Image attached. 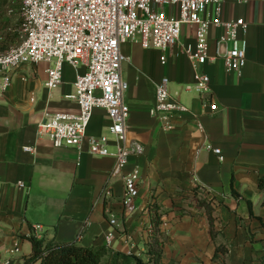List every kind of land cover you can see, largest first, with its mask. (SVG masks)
<instances>
[{
	"label": "crops",
	"instance_id": "1",
	"mask_svg": "<svg viewBox=\"0 0 264 264\" xmlns=\"http://www.w3.org/2000/svg\"><path fill=\"white\" fill-rule=\"evenodd\" d=\"M213 11L209 6L202 18ZM221 18L247 24L240 33L248 44L247 62L240 74L227 72L222 60L199 67L211 79L208 94L195 91L194 70L184 54L186 46L195 45L193 28L184 27L179 44L166 52L144 50L139 39L121 48L128 59L122 66L129 87L124 95L130 109L127 145L143 149L124 171H140L133 212L123 206V179L112 176L115 159L89 151L88 137L107 136L109 151L116 152L105 110L93 112L80 149L55 147L38 134L47 115L79 113L78 105L66 99L75 91L76 71L66 65L63 85L52 91L46 87L49 64L25 65L9 75L8 90L0 93V261L26 264L30 238L38 236L104 247L153 264L148 249L155 205L162 222L161 264H264V191L259 189L264 177V4L222 0ZM223 34V29L210 30L212 55ZM163 78L169 79L171 96L188 108V114L173 118L171 131L150 113ZM204 145L219 149L223 160ZM196 189L198 198L213 201L215 238L205 210L197 207ZM36 226L42 230L36 232ZM218 247L226 253L215 260ZM16 248L19 253L11 255Z\"/></svg>",
	"mask_w": 264,
	"mask_h": 264
},
{
	"label": "built area",
	"instance_id": "2",
	"mask_svg": "<svg viewBox=\"0 0 264 264\" xmlns=\"http://www.w3.org/2000/svg\"><path fill=\"white\" fill-rule=\"evenodd\" d=\"M254 1L264 4V0ZM209 6L214 7L213 15L202 18ZM19 13L20 42L0 53V75L4 76L0 93L7 92L9 75L22 66L49 64L46 87L51 91L63 85L64 68L71 66L76 71L75 91L66 99L78 105L79 113L47 115L38 134L55 147L80 149L93 112L105 110L111 120L109 134L116 152L109 151L107 136L88 137L89 151L96 157L115 159L112 176L124 181L123 206L128 212L134 211L139 196L140 171L134 169L128 175L124 171L130 157L141 155L143 149L127 145L130 109L124 95L129 87L122 79V66L128 59L122 54V46L139 39L144 50L166 52L179 44L184 27L193 28L195 45L186 46L184 54L194 70V89L201 95L210 93L211 79L199 72V67L222 60L227 72L240 74L247 62L248 44L240 37L247 24L243 19L223 20L222 0H20ZM212 28L224 30L213 55L209 44ZM210 109L215 112L217 106L212 104ZM150 113L165 131L174 129L176 115L188 114V108L171 96L168 78L156 86ZM198 130L204 132L200 123ZM202 149L223 160L219 149L211 145ZM18 185L24 187L23 182ZM34 230L39 232L42 227ZM112 239L107 237L108 247ZM10 253H19V248ZM0 264H11V260H1Z\"/></svg>",
	"mask_w": 264,
	"mask_h": 264
},
{
	"label": "trees",
	"instance_id": "3",
	"mask_svg": "<svg viewBox=\"0 0 264 264\" xmlns=\"http://www.w3.org/2000/svg\"><path fill=\"white\" fill-rule=\"evenodd\" d=\"M259 189L264 191V177L260 178ZM194 194L197 198V207L205 210L211 228V235L215 238L214 223L215 218L213 201L198 198L199 190L196 189ZM233 194L236 195L235 191ZM151 214L153 217V231L150 237L148 254L151 255V263L161 264L163 255V238L160 230L161 215H159V207L152 206ZM32 243V255L27 260L26 264H130V260L135 261V264H149L142 261L140 258L115 253L104 247L84 248L76 243H59L55 240L46 241L35 236L30 238ZM225 254L226 249L218 247L215 260L219 258V254ZM226 264V263H220Z\"/></svg>",
	"mask_w": 264,
	"mask_h": 264
},
{
	"label": "rangeland",
	"instance_id": "4",
	"mask_svg": "<svg viewBox=\"0 0 264 264\" xmlns=\"http://www.w3.org/2000/svg\"><path fill=\"white\" fill-rule=\"evenodd\" d=\"M20 0H0V53L20 42Z\"/></svg>",
	"mask_w": 264,
	"mask_h": 264
}]
</instances>
